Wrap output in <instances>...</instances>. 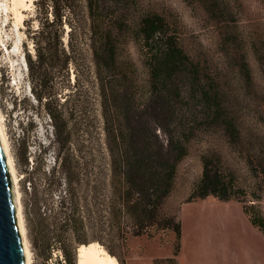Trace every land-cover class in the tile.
Instances as JSON below:
<instances>
[{
  "label": "trees",
  "instance_id": "16d2710c",
  "mask_svg": "<svg viewBox=\"0 0 264 264\" xmlns=\"http://www.w3.org/2000/svg\"><path fill=\"white\" fill-rule=\"evenodd\" d=\"M105 1L111 0H33L27 29L31 91L52 121L54 155L53 164L27 168L22 176L24 224L33 246L43 253L59 249L66 264H75V247L89 241L125 264L128 234L165 229L174 232L177 253L180 223L162 205L197 123L218 125L229 142H242L217 86L184 49L174 21L150 8L133 13L132 0H121L122 9L107 16ZM202 1L219 10L217 0ZM125 32L142 51L147 78L141 94L134 90L136 67L119 55L117 38ZM239 68L249 81L244 58ZM254 158L263 172L264 154ZM201 161L191 197L245 195L218 152L202 154ZM250 222L264 232V218Z\"/></svg>",
  "mask_w": 264,
  "mask_h": 264
},
{
  "label": "rangeland",
  "instance_id": "374dc122",
  "mask_svg": "<svg viewBox=\"0 0 264 264\" xmlns=\"http://www.w3.org/2000/svg\"><path fill=\"white\" fill-rule=\"evenodd\" d=\"M24 3L19 5V19L13 0H0V117L17 177L23 241L28 243L31 264H66L59 249L43 253L33 246L24 224L22 176L27 168L53 164L54 155L52 121L43 101H38L31 91L25 52H33L27 29L34 3ZM217 3L224 14L221 20L217 19L219 10L202 0L130 2L133 13L150 8L174 21L184 49L217 86L222 104L240 129L242 142H229L218 125L197 123L194 138L176 165L173 187L162 205V211L180 223L177 253L171 229L153 236L128 234L125 264H264V232L250 222L251 218H264V171L257 173L254 158L255 152L264 154V64L259 58L264 56V0ZM122 6L121 0H111L104 10L109 16ZM36 23L34 19L31 24L35 27ZM117 39L120 57L136 67L134 90L141 94L147 78L142 51L127 32ZM241 58L248 63L249 81L239 68ZM70 76L72 81V71ZM117 86L124 87V82L118 81ZM58 95L62 100L65 93L62 90ZM209 151L219 153L223 167L233 172L245 195L228 200L211 194L191 197L202 172L201 156ZM13 190L16 201L14 185ZM94 242L97 241L88 243ZM78 245L74 250L75 264ZM101 245L120 264L117 256Z\"/></svg>",
  "mask_w": 264,
  "mask_h": 264
},
{
  "label": "water",
  "instance_id": "95a60500",
  "mask_svg": "<svg viewBox=\"0 0 264 264\" xmlns=\"http://www.w3.org/2000/svg\"><path fill=\"white\" fill-rule=\"evenodd\" d=\"M0 264H26L13 181L0 138Z\"/></svg>",
  "mask_w": 264,
  "mask_h": 264
},
{
  "label": "bare ground",
  "instance_id": "6f19581e",
  "mask_svg": "<svg viewBox=\"0 0 264 264\" xmlns=\"http://www.w3.org/2000/svg\"><path fill=\"white\" fill-rule=\"evenodd\" d=\"M14 6L16 8L17 17L21 18V11L19 9V5H25L24 0H13ZM1 116V115H0ZM0 138L1 142L5 151L7 164L9 166V171L11 174V178L13 181V185L15 187L16 192V203H17V212L19 214V222L21 226V232L24 233V226H23V219L21 216V204L18 198V190H17V177L14 171L13 163L11 156L8 150L7 139L5 135V131L3 129V125L1 123L0 117ZM27 242L24 239V246H25V257H26V264H31L30 261V250L27 246ZM76 264H118L117 260L110 256L102 245L98 242L89 243V244H79L77 247V259Z\"/></svg>",
  "mask_w": 264,
  "mask_h": 264
}]
</instances>
